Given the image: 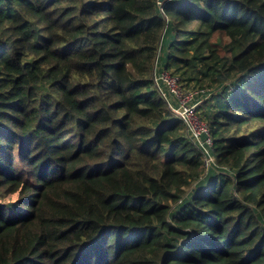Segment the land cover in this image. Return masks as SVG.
Instances as JSON below:
<instances>
[{
	"label": "trees",
	"instance_id": "16d2710c",
	"mask_svg": "<svg viewBox=\"0 0 264 264\" xmlns=\"http://www.w3.org/2000/svg\"><path fill=\"white\" fill-rule=\"evenodd\" d=\"M0 264H264V0H0Z\"/></svg>",
	"mask_w": 264,
	"mask_h": 264
},
{
	"label": "rangeland",
	"instance_id": "374dc122",
	"mask_svg": "<svg viewBox=\"0 0 264 264\" xmlns=\"http://www.w3.org/2000/svg\"><path fill=\"white\" fill-rule=\"evenodd\" d=\"M162 75L163 78H161ZM154 78L159 91V95L162 98V100L166 102L167 108L178 119H181V121L182 119L185 120L186 123H184L185 128L183 131L186 132L187 130L186 135L188 136L190 141L197 143V145L200 146V144H202L204 141L203 138L206 136L204 130H207L205 127L206 125L201 120V117L203 118V113H204L200 109L202 97L198 99L197 95L194 93L195 90H189L186 87L179 85L169 76L160 73L158 70L155 72ZM201 91L206 93L208 90L204 88ZM184 109L186 111H184ZM208 144L210 145V143ZM202 148L201 151L203 155H205L204 163H205V171H206L207 168H210L211 164L213 165L215 160L213 159V156L209 153L207 146H204L203 144ZM204 177H205V172L204 175H202L201 179H204ZM194 184L195 182H193L190 187L186 188L185 191L186 194L190 192Z\"/></svg>",
	"mask_w": 264,
	"mask_h": 264
},
{
	"label": "built area",
	"instance_id": "2783aa9c",
	"mask_svg": "<svg viewBox=\"0 0 264 264\" xmlns=\"http://www.w3.org/2000/svg\"><path fill=\"white\" fill-rule=\"evenodd\" d=\"M162 74H164V75H166L165 73H162ZM161 78H163V75H162V77ZM172 80H174V79H172ZM175 81V80H174ZM196 95H198L199 93H203V91H195L194 92ZM191 97V96H190ZM184 111H186L185 109H184ZM181 120V119H180ZM182 122H183V124L184 123H186L185 122V120L184 119H182ZM187 125V124H186ZM206 127V126H205ZM184 128H185V126H184ZM206 129H207V127H206ZM186 130V129H185ZM205 131V133H206V136H205V139H204V141H203V143L202 144H200V146L199 145H197V143H194V142H192V143H194V144H196L197 146H198V148H200V150H201V148H202V145L205 143V144H208V143H210V137H209V133H208V129L207 130H204ZM186 133H187V130H186V132H184V134H185V136H186V138L190 141V139L188 138V136L186 135ZM209 145V144H208ZM203 149V148H202ZM206 151V150H205ZM207 153V152H206ZM205 155H203V159L205 158L204 157Z\"/></svg>",
	"mask_w": 264,
	"mask_h": 264
},
{
	"label": "water",
	"instance_id": "95a60500",
	"mask_svg": "<svg viewBox=\"0 0 264 264\" xmlns=\"http://www.w3.org/2000/svg\"><path fill=\"white\" fill-rule=\"evenodd\" d=\"M162 0H158V2H161Z\"/></svg>",
	"mask_w": 264,
	"mask_h": 264
}]
</instances>
